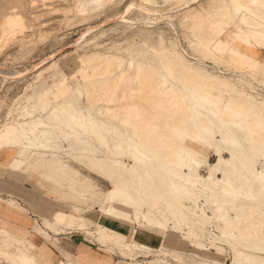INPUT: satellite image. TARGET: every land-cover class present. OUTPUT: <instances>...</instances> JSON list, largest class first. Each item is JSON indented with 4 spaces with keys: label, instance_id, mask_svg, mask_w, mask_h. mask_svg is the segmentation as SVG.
<instances>
[{
    "label": "rangeland",
    "instance_id": "1",
    "mask_svg": "<svg viewBox=\"0 0 264 264\" xmlns=\"http://www.w3.org/2000/svg\"><path fill=\"white\" fill-rule=\"evenodd\" d=\"M229 42H231L230 45ZM170 56L176 57V60L174 59L171 62L173 58H170ZM263 61L264 0H0V153L5 155L3 161H7L6 163H2L0 168L14 171L17 167L12 166V163H15V161H23L29 155L30 158L36 157L34 153L38 151L37 148L39 147H37L38 142L34 138L43 128L42 126H34L36 125V120L43 119L46 121L47 115L52 111H59L62 114V106L68 102L71 104V107L79 109L84 115L89 114L92 122L102 120L110 123L108 126L118 125L121 127L119 123L121 118V120H132L135 117L134 114H136L138 117L134 118L136 120H134V123L143 124V127L139 126L140 128H138L135 126V128L132 126L134 129L132 127H130L131 129L123 127L129 134H132L133 130L143 129L137 131L143 137V142L151 144L154 150L160 149L161 155H164L165 152L164 156L170 155L169 157L172 158L170 154L172 148L186 146L188 143L187 147L189 146L188 148H192L191 151H194L192 153L195 156V158H192V160L194 159L193 162L186 156L185 160L183 158V161H180V165L182 166L174 165L173 168L177 167L181 169L184 174L189 173L191 169H196L197 173L203 178L201 181L206 183L203 190L197 187L200 189L189 192V195L194 194L196 198L188 195V198L180 202L184 213L181 210L177 219L173 215L171 217V214L168 213V216L166 214L157 215L155 210H152L157 215L156 218H158V220L156 219V223L159 221L162 224L159 222V224H155V222L148 224L140 215H138V219H136L138 222H136L133 209L114 200L107 199L108 193H110L109 183L102 174L94 172L83 164L71 161L69 163L72 169L75 168L73 171L79 173H77V178L82 180L85 177L83 181L80 179H77L78 181L76 182L67 180L54 181L55 176V178L51 176L49 179V175L39 168H32L35 169L34 171L32 169L27 170L26 164L29 158L26 157V161L24 160L15 171L22 169L21 171L27 173L26 176H37L40 180L46 181L49 186H56V188L64 191V209L57 210L53 219L46 220L47 222L40 224L42 228L36 227L35 231L34 227L36 224L33 227L34 232L56 247L61 255L56 258L55 262L50 258L41 260L37 253H35L36 245L31 238L13 235L0 225V254L4 261L2 264H22L15 262L13 259V256L18 254H26L27 258L33 260H31L33 264H100L96 261L86 262L78 256L76 242L64 240L62 242L63 246L60 243L58 244L57 238L51 235V231L55 233L73 231L76 236H81L94 257L106 258L105 262L101 264H137V262L139 264H230L233 260V249L237 247L236 241L240 240V236L242 238V234L247 232L246 234L248 235L246 236L252 237L264 233V229L261 230L258 226H251L255 221L256 223L261 222L263 217L247 216L248 219L245 218L246 214L238 209L242 204L238 203L240 198L234 204V210H226L224 211L225 215L219 216L217 199L221 195L218 192L213 193L212 187L214 185L210 181H215L218 177H222L223 172H215V178L213 179L204 178H207L211 165L215 164L218 160V154L215 152L218 146L221 148V155L224 157V160H230L231 155L223 148L224 145L221 142L220 133L229 134L230 131L236 130L238 127L242 128L244 126L242 130H248V133L245 132L246 135L244 134L245 138L250 136L255 142L253 143L256 150L255 154L257 155L254 163L255 169L260 170L264 166ZM117 62L122 63L124 71H128V69L132 71L135 66H138L142 71L153 70L155 73L161 75L169 73L171 80H169L168 85L178 86L180 84V87H178L182 90L181 94H183L184 90L190 89V92L199 97L194 100L191 107L187 101L184 102L180 99L179 101L183 102H179V107L174 108L173 106L172 109L170 102L172 101V97L176 96L177 93L174 95L173 93H169L171 92L169 86L164 88L165 90L162 95L161 93L159 94L158 90H152L159 86L163 87L158 84L160 83L159 81L156 82L157 84H153V87L150 89V91H153V95L142 85L136 90L138 95H130L128 91L130 89L129 86L127 87L122 81L120 83V78L113 72L112 67ZM177 63H180L178 64L179 66H177ZM170 64H172L173 68ZM182 64H187L186 66H188L186 69H183V72H181ZM192 66L198 67L196 68L197 70ZM170 69L174 73H171ZM177 69L181 71L178 72ZM191 72L193 75H198V77L197 75H192L193 80H197L198 83L197 81H189L190 78L186 79L191 76ZM175 73L179 74L175 75ZM107 77H110L112 82ZM180 77L182 81L179 80ZM206 77H209L210 82L208 79H205ZM184 78L192 84L187 83ZM218 79L219 82L221 81L222 83L224 81L225 84L217 83ZM206 81L210 84H207ZM214 84L217 86L222 85V87L219 86L222 89L216 88ZM181 85L183 86L181 87ZM195 86L197 88H194ZM99 87L101 88L100 90H98ZM63 89L65 93L62 92ZM104 90H109V92L107 91L109 95ZM140 90L142 91L139 94ZM231 93L235 94V99L230 96ZM99 94L101 95L99 96ZM102 94L106 97H102ZM141 95L151 100H147L146 102V98H143L142 102L140 99ZM178 95H180V92ZM200 96H204L205 99L208 98L213 103L204 102ZM162 100L164 101L163 103ZM232 100L236 101L232 102ZM144 101L146 104H144ZM200 101L204 103V106ZM237 102L238 104H236ZM41 103L47 104V107L43 109ZM184 104H188V106ZM181 105L184 107V111H182L183 107ZM200 105L202 109L207 111L210 108V110L206 116L197 115L194 118V123L198 125V119H200L199 124L202 122L206 124L204 121L207 118L214 119L215 123L207 122L206 124L213 131L212 136L209 138L210 143L208 142L210 149L198 147L196 142L191 143L192 145L190 144V146L189 141L185 139L184 135L182 136V134L167 130L169 129L167 124L170 122V119L172 120L171 123H178V126L184 128L189 119L191 120L193 110L199 108ZM179 108L180 111L176 110ZM211 108L213 109L211 110ZM132 110H134L133 113L130 112ZM173 110L175 111L174 113ZM103 111H111V113L107 114L106 112L103 113ZM169 113H172V115ZM105 114L108 115V118L107 115L105 118ZM62 115H66V112H63ZM156 115L158 117L159 115L163 116L158 119ZM167 116L169 117L168 120ZM180 116L184 117L181 118ZM156 117L158 120H156ZM203 117L206 118L203 119ZM178 119L180 120L178 121ZM152 120L156 121L154 122L156 126L160 124L162 128L160 129L158 126L155 128L156 126ZM163 120L166 122H163ZM159 121L164 124L162 125ZM180 121L181 123H179ZM227 122L229 124L232 123L234 127L223 129V125L228 124ZM164 125L166 126L164 127ZM108 126L107 128L111 130V127L109 128ZM194 126L195 124H189V132H194ZM249 127L251 128L250 130ZM30 129L32 131L35 129L34 135ZM54 129L51 135H47L49 141L51 143L56 142L64 154L71 152L72 150L67 141L70 140L72 142L74 140L73 136H68L65 139V134L61 135L59 127ZM93 129H89L88 127V131L92 135L91 138L93 137V140H97H95L96 142L94 141L95 146L100 145L103 147H101L103 152H109L108 147L102 143V137L98 135L101 131L98 132L96 129ZM163 129H166L167 133L163 134L165 132ZM151 130L153 131L151 132ZM97 132L98 134L95 135ZM172 134H175L177 138ZM58 135H61L62 141L59 138L57 139ZM244 136L241 137L243 139L240 138L239 140L243 142ZM154 137H157L155 138L156 141ZM170 138H173V141ZM160 139L168 141L166 143L165 141L162 142L163 140L160 142ZM128 143L126 144V148L133 145L132 140L128 141ZM32 144H37V146H32ZM176 144L177 146H175ZM201 145L207 146L202 143ZM21 146H26V148L22 151V156L18 154L17 157V149ZM136 151L132 154V150L130 149L126 153L128 156L121 155L120 157H122L126 164L130 165L133 162V159H129L130 157L136 156V154L138 157H142ZM64 156L66 155H63V159ZM151 157L149 159L155 163V160ZM186 161L188 162V166ZM225 164L223 165L228 169L229 165ZM225 166L223 167L227 170ZM87 180L88 183L90 182L89 184L97 188L95 187L86 191H83L82 188L80 189V186L83 187L87 183ZM56 182L59 183L57 184ZM82 182L85 183L82 184ZM232 182L235 185L240 183L239 181ZM73 183L78 186H74ZM68 185L70 187L73 186L70 188ZM215 186L218 187L219 185L217 186L216 184ZM231 198H226V200H231ZM192 199H195V202ZM227 201L224 203L227 204ZM10 203L15 205L14 200H10ZM17 205L20 209L23 208L21 205ZM183 206H186L185 209ZM108 207L129 213L130 216H128L131 219L121 218L113 214L109 211ZM142 208L143 212H147L149 205L147 207L144 205ZM185 210L186 212L188 211L187 214H185ZM262 210L264 211V208ZM241 213L243 214L242 216ZM186 215L192 219L190 220ZM180 216H185V220L190 225L184 226L180 222L182 225L179 226L177 220L178 222L179 220L181 221ZM111 219L121 224L130 225L134 233L140 230L141 232L151 234V236L157 239L154 242H159L158 245L150 246L137 240L136 236L134 237V233L130 232L127 234L121 232L127 236L129 241L125 239L126 241L132 244L136 243V246L131 248L129 246L131 252L126 247L121 250V248H124L122 245L119 247V243H114L115 241L112 238L104 237L99 230V226L110 228L104 225V223L110 222ZM196 222H198L197 227H195ZM194 229H197L195 230L196 232ZM193 233L194 236L192 235ZM194 238L199 240V242L195 241ZM141 244L144 247H139ZM194 244H198L200 247H196ZM43 248L45 251H49L47 247L43 246ZM175 254H179V257L182 256V259L177 258ZM261 259H259L258 263L248 259L249 261L247 260L245 264H262L260 262Z\"/></svg>",
    "mask_w": 264,
    "mask_h": 264
},
{
    "label": "bare ground",
    "instance_id": "2",
    "mask_svg": "<svg viewBox=\"0 0 264 264\" xmlns=\"http://www.w3.org/2000/svg\"><path fill=\"white\" fill-rule=\"evenodd\" d=\"M207 26V25H206ZM213 30V29H212ZM203 31V30H202ZM213 32V31H211ZM206 34V33H205ZM230 37V36H229ZM228 43V42H227ZM222 44V43H221ZM225 46H226V42L224 43ZM231 44V42H229V45ZM217 45V44H216ZM248 45V44H247ZM215 46V45H214ZM216 47V46H215ZM229 47V46H228ZM237 47V46H236ZM218 48V46H217ZM225 48V47H224ZM228 49V48H227ZM220 51V50H219ZM172 56H170L171 58ZM173 59L171 60V62L175 59L176 60V57H172ZM238 59V58H237ZM241 59H243L241 57ZM179 60V59H177ZM181 60V59H180ZM110 61V60H109ZM117 61V60H116ZM106 62V61H105ZM133 62V61H132ZM177 62V61H176ZM241 62V61H240ZM182 63V62H180ZM180 63H177V66H179L178 64ZM176 64V63H175ZM174 64V65H175ZM184 64V63H183ZM181 66V70H178L183 72L184 70L183 69H186L188 66L186 65H183ZM93 65V64H92ZM112 65V63H111ZM132 65V64H131ZM172 66V64H170ZM169 65V66H170ZM263 65H264V61H263ZM129 66V65H128ZM134 66V65H133ZM148 66V65H147ZM170 66V68H171ZM176 66V65H175ZM176 66V67H177ZM243 66V65H242ZM122 63H118L117 64L115 63L113 65V72L114 74L116 73V75H118L117 77L120 78L119 82L122 81L124 84H126V86L128 87L129 86V94L130 95H135L138 93L136 92L137 88L139 86H144L146 89H148L150 93H152L153 95V91L152 90H158L159 91V94L164 92V88L166 87H170V90L171 92H168L169 93H173L176 94V96H171L172 97V101L170 99H167L170 100L171 104L170 106L172 105V109H173V106L174 108L177 106L179 107V100H183L184 102L187 101L191 107V105L193 104L194 100L199 97L198 95L196 96L194 93L190 92L188 89L187 91H183V94H181L182 90L179 89L178 86H171L168 85V82L169 80H171V77L169 76V73L168 74H158V73H155V71L153 70H149V71H142L141 69L138 68V66L135 68H133L132 71H130L128 69V71H124L122 68ZM127 67V66H126ZM191 67V66H190ZM189 67V68H190ZM193 67V66H192ZM169 68V67H168ZM173 68V66H172ZM171 68V69H172ZM175 68V67H174ZM188 68V69H189ZM195 68V66L193 67ZM198 68V67H196ZM195 68V69H196ZM127 69V68H126ZM170 69V70H171ZM176 69V68H175ZM187 69V70H188ZM192 69V68H191ZM123 70V71H122ZM173 70V69H172ZM171 70V73H174L172 72ZM194 70V69H193ZM192 70V71H193ZM197 70V69H196ZM191 71V70H189ZM200 71V70H199ZM198 71V72H199ZM177 72V71H176ZM186 72V71H185ZM201 72V71H200ZM187 73V72H186ZM190 73V72H188ZM196 73V72H194ZM176 74H179V73H175ZM201 74V73H200ZM203 74V72H202ZM201 74V75H202ZM115 75V76H116ZM120 75V76H119ZM173 75V74H172ZM171 75V76H172ZM174 75V76H175ZM184 75V74H183ZM182 75V76H183ZM187 75V74H186ZM192 72H191V76L185 78L186 79H189V81L191 80L196 82L195 80H193V77H192ZM197 75V74H196ZM196 75H193V76H196ZM200 75V76H201ZM204 75V74H203ZM108 76V75H107ZM110 76V74H109ZM114 76V75H113ZM112 76V77H113ZM177 77V76H176ZM198 77V75H197ZM195 77V78H197ZM202 77V76H201ZM214 77V76H213ZM106 78V77H105ZM110 78V77H107V79ZM118 78V79H119ZM179 78V77H178ZM183 78V77H182ZM184 78V79H185ZM209 77H206L205 79H208ZM217 78V77H216ZM106 79V80H107ZM116 79V77H115ZM175 79V78H174ZM185 79V80H186ZM199 79V78H198ZM203 79V77H202ZM201 79V80H202ZM215 79V78H214ZM178 80V79H176ZM181 80V77L180 79ZM178 80V81H179ZM210 79H208L209 81ZM213 80V79H212ZM109 81V80H108ZM110 81L112 82V79L110 78ZM114 81V80H113ZM157 81H159L160 85H162L163 87L161 88L160 86L159 87H156L154 89H152L150 91V89L153 87V84H155ZM182 81V80H181ZM184 81V80H183ZM187 81V80H186ZM187 81V83H191ZM200 81V80H199ZM100 82V81H99ZM110 82V83H111ZM117 82V81H116ZM115 82V83H116ZM120 82V83H122ZM207 82V81H206ZM210 82V81H209ZM214 83H216L215 81H213ZM211 82V83H213ZM101 83V82H100ZM185 83V82H183ZM198 83V81H197ZM201 83V81H200ZM219 84H222L224 83V81H221L219 82V79H218V82ZM157 84V83H156ZM192 84V83H191ZM196 84V83H195ZM207 84H210L207 82ZM225 84V83H224ZM101 85V84H100ZM184 85V84H183ZM181 85V87L183 86ZM186 85V84H185ZM194 85V83H193ZM204 85V84H203ZM206 85V83H205ZM216 86V88L218 87V89L220 87H222V85H219L217 86L216 84H214ZM106 86V85H105ZM108 86V85H107ZM158 86V85H157ZM187 86V85H186ZM225 86V85H224ZM126 87V88H127ZM188 87V86H187ZM191 87V86H190ZM201 87V86H199ZM205 88V86H203ZM98 88V87H97ZM103 88V86H102ZM125 88V86H124ZM186 88V87H185ZM193 89V87H191ZM194 88H197L196 86ZM203 88V89H204ZM207 88V87H206ZM209 88V87H208ZM213 88V87H212ZM211 88V89H212ZM224 88V87H223ZM101 88L99 87L98 90H100ZM111 89V88H110ZM144 89V88H143ZM169 89V88H168ZM184 89V88H183ZM200 89V88H199ZM222 89V88H220ZM67 90V89H65ZM167 90V89H166ZM61 91V90H60ZM59 91V92H60ZM102 91V90H101ZM105 93H107V91L109 92V90H104ZM126 91V90H125ZM142 90L139 91V94L141 93ZM146 91V90H145ZM162 91V92H160ZM64 89H63V91ZM95 92V91H94ZM99 92V91H97ZM127 92V91H126ZM147 92V91H146ZM156 92V91H155ZM180 92V95H178ZM61 93V92H60ZM101 93V92H99ZM104 94V92H102ZM145 93V92H144ZM149 93V95H150ZM58 94V93H57ZM102 94V97H106V96H103ZM108 94V93H107ZM106 94V95H107ZM128 94V92H127ZM143 94V93H142ZM147 94V93H146ZM157 94V92H156ZM165 94V93H164ZM66 95V94H65ZM101 94H99L100 96ZM109 95V94H108ZM148 95V94H147ZM168 95V94H167ZM170 95V94H169ZM140 96V95H139ZM138 96V97H139ZM144 96V95H143ZM142 95L140 97L141 101L142 99L144 98ZM230 96L235 99V94L231 93ZM100 97V98H102ZM148 97V96H147ZM150 97V96H149ZM152 97V96H151ZM155 97V95H154ZM161 97V96H159ZM99 98V99H100ZM109 98V97H108ZM146 98V96H145ZM144 98V99H145ZM156 98V97H155ZM166 98V97H165ZM200 98L204 101V102H210L209 99H205V97L203 96H200ZM103 99V98H102ZM110 99V98H109ZM149 98H146V102ZM153 99V98H152ZM157 99V98H156ZM160 99V98H159ZM231 99V98H230ZM108 100V99H107ZM105 100V101H107ZM151 100V99H150ZM148 100V101H150ZM208 100V101H207ZM237 100V99H236ZM235 100V101H236ZM167 101V100H166ZM182 101V102H183ZM234 100H232V102H235ZM238 101V100H237ZM143 102V101H142ZM146 102L144 101V104H146ZM164 101L162 100V103ZM169 102V101H167ZM180 102V103H182ZM197 102V101H196ZM201 102V101H200ZM199 102V103H200ZM141 103V102H140ZM150 103V102H149ZM210 103H213V102H210ZM179 104V105H178ZM201 104L203 105L204 103L201 102ZM238 104V102L236 103ZM240 104V103H239ZM143 105V103H142ZM166 105V103H165ZM164 105V106H165ZM184 105H187L188 104H184ZM41 106L43 109H45V107H47V104H42L41 103ZM182 106V105H181ZM204 106V105H203ZM213 106V104H212ZM130 107V106H129ZM128 107V109H129ZM143 107V106H142ZM169 107V105H168ZM183 107V106H182ZM125 108V107H123ZM121 108V109H123ZM139 108V107H138ZM149 108H151L149 106ZM186 108V107H185ZM55 109V108H54ZM58 109V108H57ZM110 109V108H109ZM134 109V107H133ZM142 109V108H140ZM170 109V108H169ZM188 109V108H187ZM213 108H211L212 110ZM59 110V109H58ZM147 110V108H146ZM150 110V109H149ZM176 110H179L180 111V108L179 109H176ZM184 107H183V110L184 111ZM210 110V108H209ZM209 110H204L202 109V106L200 105L199 108H196L195 110H193L192 114L193 116L191 117V120L189 119V122H187V125L183 127H180L178 126L175 122L171 123L172 120L170 119V122H168V127L169 129H167L169 132L170 131H173L175 133H178V134H182V136L184 135L185 136V139H187L189 141V145L193 142H196L197 143V146L198 147H201L203 149H210V140L209 138L212 136V128L210 127H207L209 125L206 126L207 122H211V123H214V119L212 118H207L206 121V124L203 123H200V119L199 122H198V125L196 123H194L195 121V117L197 115H202V116H206L208 114V111ZM51 111V110H50ZM62 111L63 112H66V115H62L61 112H55V111H52L51 113H49L47 115V120L44 121L43 119H37L36 120V127H39V126H42L43 128L39 131L38 134L36 135H39V136H36L35 135V138L34 140H37L38 142V146L37 144H32V146H37L39 148L38 151H36L34 154L36 155V157L34 158H30L29 156H26L29 158V160L27 161V164H26V169L29 170V169H32V168H39L41 171L45 172L47 175H49V179L51 176H55L54 178V181H61V180H67V181H78L80 178H77V175L79 174L78 172L76 171H73L75 168L72 169L71 167V164L69 162H74V163H79V164H83L84 166H87L89 167L91 170H93L94 172H97L99 174H102L107 180H108V183H109V189H110V193H108V198L107 199H110V200H114L115 202L119 203V204H122L126 207H129L131 209H133V212H134V215H135V221L136 219H138V215H140L143 219H145L147 221L148 224H152L155 222L156 223V219L158 220V218H156L157 215H164L167 213L168 214H171V217L174 216V218L177 219V216L178 214L180 213V211L182 210L183 212V209H182V205H181V201L185 198H188L190 195L194 196V194H190L189 195V192H192L193 190H196V189H200V190H203L204 186L206 185V183H203V178L197 173L196 169H191L189 171V173L187 174H184L182 172L181 169H178L177 167L176 168H173V166H182L180 165V161L183 159L185 160L186 156H188L191 161L193 162L192 158H195V156L192 155V153L194 151H191V149H189L187 147V144L186 146H179L178 148L174 147L172 148L171 150V147L174 146L172 145L170 147V150H171V157L170 158L168 156H164L165 155V152H164V155H161V152L159 151L160 149H157V150H154L153 149V146L151 144H148L146 142H143L142 140V136H140L138 134V130L139 129H136L137 131H134V127L137 126L138 128L140 127H143V124H136L134 123L136 120L134 119L135 117H138L136 116V114H134L135 117H133V119H125V120H119V123L121 124V127H119L118 125H110L108 126V124L110 123H106L102 120H96V121H93L92 122V118L90 119V115H84V113H82L79 109L75 108V107H71V104L70 103H65L63 106H62ZM116 111V110H115ZM123 111V110H122ZM121 111V113H122ZM126 111V110H125ZM124 111V113H126ZM134 110L130 111L133 113ZM154 111V110H153ZM164 111H165V108H164ZM178 111V112H179ZM187 111V110H186ZM192 111V110H191ZM106 112V111H105ZM103 111V113H105ZM128 112V111H127ZM148 112V111H147ZM150 112V111H149ZM172 112V111H171ZM175 111L173 110V113ZM107 114L108 113H111V111H107L106 112ZM112 113H113V109H112ZM118 113V112H117ZM120 113V114H121ZM130 113V114H132ZM135 113V112H134ZM137 113V112H136ZM87 114V113H86ZM105 114V118H106V115ZM116 114V112H115ZM113 114V115H115ZM119 114V113H118ZM129 114V115H130ZM168 114V112H167ZM170 115H172V113H169ZM181 114V113H180ZM112 115V117H113ZM143 115V114H141ZM154 115V114H153ZM187 115V113H186ZM236 115V113H235ZM234 115V116H235ZM121 116V115H120ZM155 116V115H154ZM157 116V115H156ZM163 116V115H162ZM161 115H159V117L162 118ZM176 116V115H175ZM173 116V117H175ZM185 116V115H184ZM182 116V117H184ZM216 116V115H215ZM214 116V117H215ZM93 117V116H92ZM103 117V116H102ZM111 117V119H112ZM124 117V115H123ZM132 117V116H131ZM158 117V116H157ZM156 117V120L157 119ZM168 117V116H167ZM178 117V116H177ZM181 117V116H180ZM181 117V118H182ZM189 117V116H188ZM201 117V116H200ZM199 117V118H200ZM208 117V116H207ZM107 118H108V115H107ZM127 118V116H126ZM149 118V116H148ZM155 118V117H154ZM186 118V116H185ZM183 118V119H185ZM206 118V117H203V119ZM97 119V118H96ZM169 119V117L167 118V120ZM174 119V118H173ZM233 119V118H232ZM230 119V120H232ZM94 120V119H93ZM104 120V119H103ZM135 120V121H134ZM150 120V118H149ZM154 120V119H153ZM152 120V121H153ZM161 120V119H160ZM180 119H178L179 121ZM186 120V119H185ZM234 120V119H233ZM106 121V120H105ZM117 121V120H116ZM138 121H139V118H138ZM144 121V120H143ZM141 121V122H143ZM148 121V120H147ZM162 121V120H161ZM174 121V120H173ZM177 121V122H178ZM236 121V120H235ZM113 122V121H112ZM154 122L156 121H153V124ZM160 122V121H159ZM163 122H166L163 120ZM185 122V121H184ZM145 123V122H143ZM161 123V122H160ZM169 123H171L169 125ZM175 123V124H174ZM181 123V121L179 122ZM183 123V121H182ZM186 123V122H185ZM228 123V122H227ZM34 124V123H33ZM32 124V126H33ZM113 124V123H112ZM118 124V123H117ZM159 124V123H158ZM162 124V123H161ZM164 124V123H163ZM162 124V125H163ZM189 124H195V128H194V132H189ZM215 124V123H214ZM235 124V123H234ZM152 125V124H151ZM155 125V124H154ZM154 125H152L153 127H155ZM182 125V124H181ZM184 125V123H183ZM247 125V124H245ZM107 126L111 129L109 130L107 128ZM132 127L133 131L131 132L132 134H129V132H127V130L123 127ZM140 126V127H139ZM158 126V125H157ZM157 126L155 128H157ZM166 125H164L165 127ZM213 126V125H212ZM249 126V125H248ZM56 127H59L60 128V131H61V135L65 134L64 135V138L67 139L68 136H73L74 140L71 142L67 141L69 143V147L71 148V152H68L66 154L63 153V150L61 151L60 147L58 144H56V142L54 143H51L49 141V135L52 134V132L55 130L54 128ZM88 127L89 129H96L98 132L95 134V135H99L100 137H102V143L105 144L106 147H108L109 149V152H103V150L101 149L102 146L98 145V146H95V140H93L91 138L92 135H90L91 133L88 131ZM145 127V125H144ZM148 124H147V128H148ZM151 127V126H150ZM160 129L162 128V126L160 127V124L158 126ZM163 127V128H164ZM226 127H234V125L232 123H228V124H225V126L223 125V129L226 128ZM247 127V126H246ZM127 128V129H128ZM136 128V127H135ZM222 128V127H221ZM244 128V126L242 127ZM241 127H238L236 130H232L230 131V133H220V136H221V142L223 143L224 145V149L227 150L229 153H230V160H227L225 161L224 160V157L221 155L222 151H221V148L218 146L216 149H215V152L218 154V160L215 164L211 165L210 167V171L208 173V176L207 178H204V179H213L215 178L214 177V174L215 172H223V176L222 177H218L217 180L215 179V181H210L211 184H213L214 186L212 187V191L213 193H217L221 195V197H219L217 199V204L219 205V207L217 209H219V216H223L225 215V212L226 210H230V209H233L235 208V203L237 200H239L240 198V201H238V203H242L241 206L238 208L240 211H242V213H245L246 216L245 218H247V216H255V217H263V220L261 222H257L256 221L254 223L251 224L252 227H256L258 226L259 229L263 230L264 229V211L262 210L264 208V166L261 167L260 170H256L255 169V159H256V150L254 149V144L255 143L250 137V136H246L247 138H245L244 134L245 132L248 133L247 131H244L245 129L242 130ZM36 129V128H35ZM35 129H30L32 132H33V135H34V131ZM93 129V130H94ZM131 129V128H130ZM152 129V128H151ZM154 129V128H153ZM164 130L165 132L164 133H167L166 131L167 130ZM171 129V130H170ZM220 129V128H219ZM251 128L249 127V130ZM129 130V129H128ZM143 130V129H141ZM139 130V131H141ZM146 130V129H145ZM150 130V129H149ZM37 131V130H36ZM131 131V130H130ZM153 130H151L152 132ZM221 131H223L221 129ZM144 132V131H143ZM162 132V131H161ZM229 132V131H228ZM140 133V132H139ZM146 133V132H145ZM148 133V132H147ZM157 133V131H156ZM155 133V134H156ZM94 134V133H92ZM144 134V133H143ZM48 135V136H47ZM61 135L57 137V139L59 138V140L62 141L63 138H61ZM153 135V134H152ZM173 136L175 134H172ZM246 135V134H245ZM157 136V135H156ZM164 136V135H163ZM171 136V134H170ZM181 136V135H180ZM244 136V140L243 142L240 141L239 139ZM56 137V135H55ZM63 137V136H62ZM95 137V136H94ZM99 137V138H100ZM151 137V136H150ZM153 137V136H152ZM160 137V136H159ZM162 137V136H161ZM165 137V136H164ZM168 137H169V133H168ZM168 137H166V139H168ZM176 137V135H175ZM52 138V136H51ZM54 138V137H53ZM155 138L157 137H154V140ZM177 138V137H176ZM184 138V137H183ZM255 138V137H254ZM145 139V138H144ZM148 139V137H147ZM146 139V140H147ZM165 139V140H166ZM171 139V138H170ZM173 139V138H172ZM171 139V140H172ZM175 139V138H174ZM243 139V138H241ZM130 140L133 141V145L131 147H128L126 148V144L128 143V141L130 142ZM153 140V139H152ZM163 140V141H162ZM160 139V142H164L165 140L164 139ZM181 140V138H180ZM95 141V142H94ZM156 141V140H155ZM159 141V140H157ZM168 141V140H167ZM165 141V143L167 142ZM173 141V140H172ZM175 141V140H174ZM185 141V140H184ZM187 141V142H188ZM64 142V140H63ZM66 142V141H65ZM209 142V143H208ZM260 142V141H259ZM257 142V143H259ZM99 143V142H98ZM101 143V142H100ZM99 143V144H100ZM101 143V144H102ZM132 143V142H131ZM130 143V144H131ZM177 143V142H176ZM186 143V142H185ZM204 144V145H207V146H202L201 145ZM256 143V144H257ZM262 143V142H261ZM129 145V143H128ZM192 145V144H191ZM190 145V146H191ZM212 145V144H211ZM261 145V144H260ZM31 146V145H30ZM29 146V147H30ZM177 146V144L175 145ZM263 147V146H262ZM261 147V148H262ZM26 148V146H21L17 149V157H18V154H20V156H22V151ZM103 148V147H102ZM159 148V147H158ZM165 148V147H164ZM257 149V147H255ZM105 149V148H104ZM106 149V150H108ZM120 149V150H119ZM132 150V154L136 152H138V154H141L142 157H138L137 154L136 156H132L130 157L129 159H133V162L128 165L125 163V161L122 159V157H120L121 155H127L126 153H128V150ZM167 149V147H166ZM127 150V151H126ZM165 151V149H163ZM162 150V151H163ZM200 150V149H199ZM214 150V149H213ZM27 151V150H26ZM76 151V152H74ZM118 151V152H117ZM140 151V152H139ZM169 151V150H168ZM201 151V150H200ZM33 152V150H32ZM78 152V153H77ZM170 152V151H169ZM215 153V154H216ZM33 154V155H34ZM163 154V153H162ZM27 155V154H26ZM32 155V153H31ZM63 155H66L64 156V159H63ZM167 155V154H166ZM128 156V155H127ZM126 156V157H127ZM148 156H152L151 158H153L154 162L153 163L151 161V159H149L150 157ZM164 156V157H163ZM16 157V158H17ZM24 158L23 161L27 158ZM125 157V156H124ZM14 158V157H13ZM15 158V159H16ZM22 158V157H20ZM128 158V157H127ZM18 159V158H17ZM188 159V158H187ZM13 160V159H12ZM182 160V161H183ZM22 160L20 161H15V163H12V166L14 167H19L22 162ZM26 161V160H25ZM188 161V160H187ZM186 161L187 163V166H188V162ZM185 162V161H184ZM196 162V161H195ZM257 162V160H256ZM185 163V164H186ZM227 163L229 166H228V169L226 168V164ZM183 164V163H182ZM184 164V165H185ZM225 164V165H223ZM261 164V163H260ZM263 164V163H262ZM183 165V166H184ZM227 169L225 170L224 167ZM194 167V166H193ZM11 168V167H10ZM16 168V169H17ZM15 169V170H16ZM25 169V168H24ZM35 169H32L33 171ZM87 169V168H86ZM22 170V169H21ZM31 170V171H32ZM78 171V170H77ZM36 172L38 173V171L36 170ZM78 173V174H77ZM40 176V175H39ZM52 177V178H53ZM42 178V177H41ZM85 178V177H84ZM83 178V179H84ZM103 178V179H105ZM78 179V180H77ZM83 179L81 181H83ZM52 180V179H51ZM90 180V178H89ZM91 181V180H90ZM207 181V180H206ZM232 181H239L237 184L238 185H235ZM52 182V181H51ZM87 183L83 185V187H81L80 185V189L82 188L83 191H86L88 189H92V188H95L93 187L92 184H89L88 183V180L86 181ZM107 182V181H106ZM205 182V181H204ZM209 182V181H208ZM209 182V183H210ZM235 182V183H236ZM55 184V182H53ZM57 183V182H56ZM59 183V182H58ZM57 183V184H58ZM85 183V182H82V184ZM93 183V182H91ZM95 183V182H94ZM107 183V184H108ZM80 184V183H79ZM96 184V183H95ZM217 184L218 187H216L215 185ZM60 185V184H59ZM74 185V183H73ZM72 185V186H73ZM52 186V185H51ZM69 186V185H68ZM71 186V187H72ZM74 186H78V185H74ZM56 187V186H55ZM67 187V186H66ZM70 187V186H69ZM70 187V188H71ZM99 187V186H98ZM197 187H200V188H197ZM97 188V187H96ZM79 189V190H80ZM209 189V188H208ZM211 189V188H210ZM79 192V191H78ZM92 192V191H91ZM194 192V191H193ZM96 193V192H95ZM94 193V194H95ZM196 193V191H195ZM189 195V196H188ZM191 197V196H190ZM192 197V198H194ZM229 198V197H232L231 200H226V198ZM196 198V197H195ZM194 202H195V199H192ZM226 201L228 202L227 204ZM185 202V201H184ZM225 202V203H224ZM116 203V204H117ZM237 203V204H238ZM225 204V205H223ZM236 204V206H237ZM146 205V207L149 205V209L147 210V212H143L142 211V207ZM184 205V204H183ZM239 205V204H238ZM224 206V207H223ZM186 206H183V208L185 209ZM109 208V207H108ZM191 209H192V206H191ZM152 210H155V212L157 213L154 214L152 212ZM194 210V209H193ZM223 210V212H221ZM234 210V209H233ZM236 210H237V207H236ZM109 211H111L113 214H116L117 216L121 217V218H129L130 214L127 213V212H121L119 211L118 209L116 208H109ZM188 212V211H187ZM186 210H185V214H187ZM184 213V212H183ZM241 213V216L243 215ZM112 214V215H113ZM133 214V213H132ZM183 214V215H185ZM110 215V213H109ZM129 215V216H128ZM173 215V216H172ZM180 215V214H179ZM189 215V214H188ZM187 216V218H189ZM191 215V213H190ZM200 215V214H199ZM240 215V214H239ZM106 216V215H105ZM115 216V215H114ZM168 216V215H167ZM181 217V216H180ZM194 217V216H193ZM202 217V216H201ZM253 217V218H255ZM173 218V219H174ZM196 218V217H195ZM221 218V217H220ZM131 219V218H129ZM175 219V220H176ZM190 220L192 218H189ZM248 219V218H247ZM140 220V219H139ZM195 220V219H194ZM246 220V219H245ZM130 221V220H129ZM254 221V220H253ZM252 221V222H253ZM133 222V221H132ZM138 222V220L136 221ZM136 222H134L136 224ZM145 222V221H144ZM184 224V226H189L190 223L188 221L185 220V216L181 217V221L177 220V223H179L178 225H182L181 223ZM192 222H194L192 220ZM229 222V221H228ZM250 222V221H249ZM161 223V222H159ZM158 223V224H159ZM198 222H196V225L195 227H197V224ZM232 223V221H231ZM257 225H256V224ZM154 224V225H155ZM162 224V223H161ZM233 224V223H232ZM137 225V224H136ZM153 225V226H154ZM194 225V223H193ZM249 225V224H248ZM247 225V226H248ZM230 227V226H229ZM228 227V228H229ZM99 230L101 231V234L104 236V237H107V238H112L115 242L114 243H119L121 247V245L124 247V248H121L122 249H125V247L127 249H129V252H131V247L133 246H136V243L132 244L131 242H128L129 240L127 239V236L123 235L122 233H119L113 229H110V228H105L103 226H99ZM190 228V227H189ZM231 228V227H230ZM250 228V227H249ZM248 228V229H249ZM179 229V228H178ZM198 229V228H197ZM197 229H194L197 230ZM245 229V227H244ZM247 229V230H248ZM251 229V228H250ZM98 230V231H99ZM193 230V229H192ZM191 230V231H192ZM189 231V232H191ZM201 231V230H200ZM188 232V234H189ZM196 232V231H195ZM247 233V232H246ZM242 234V238L240 236V240L236 241V244H237V247H235L233 249V260L230 264H245L247 262L248 259H251V261L253 262H259V259H261L263 261V258H264V233L262 235H255V236H246L248 234ZM248 233H249V230H248ZM100 234V233H99ZM199 234V233H198ZM190 235V234H189ZM194 236V233L192 234ZM197 236V235H196ZM199 237V236H198ZM130 238V237H129ZM236 238V237H235ZM101 239V237H100ZM120 239H122V241H120ZM128 241H126V240ZM195 239V238H194ZM238 239V237H237ZM102 240V239H101ZM195 241H198L199 240H196ZM193 243V241H192ZM201 243V242H200ZM130 246V248H129ZM194 246L196 247H200L198 244H194ZM139 247H144L142 244L139 245ZM21 248V247H20ZM25 248V247H24ZM146 249V248H145ZM145 251V250H144ZM148 251V250H147ZM122 252V251H121ZM7 253V252H6ZM14 253V252H13ZM176 253V252H175ZM177 254V253H176ZM175 256L177 258H180V260L182 259V256L179 257L178 255ZM26 254H18V255H14L13 256V259L15 262H18V263H22V264H33L32 261L27 258L25 256ZM260 260V262L262 264H264V261L262 262ZM249 261V260H248ZM250 261V263H251ZM81 263V262H80ZM255 263V264H257ZM83 264V263H82ZM137 264H139L137 262Z\"/></svg>",
    "mask_w": 264,
    "mask_h": 264
},
{
    "label": "crops",
    "instance_id": "3",
    "mask_svg": "<svg viewBox=\"0 0 264 264\" xmlns=\"http://www.w3.org/2000/svg\"><path fill=\"white\" fill-rule=\"evenodd\" d=\"M5 155L0 153V165L6 163L3 161ZM26 172L17 170L10 171L0 168V225L6 228L10 233L18 237L26 236L31 238L35 243V253L39 259L44 260L50 258L55 262L56 258L61 254L52 244H49L43 237L34 232L33 227H41L40 224L53 219L55 212L64 209V191L54 186H49L46 181L40 180L37 176H26ZM33 174V173H32ZM15 201V205L10 203ZM21 205L23 208L17 207ZM104 225L112 228L119 233H134L130 225L121 224L111 219ZM42 228V227H41ZM52 236L57 238V243L61 246L64 240L76 242V252L78 256L86 262H105L106 258L94 257L90 249L86 246L81 236L75 235L73 231H63L55 233L50 232ZM142 233V235H140ZM137 240L149 244L150 246L158 245L159 242L149 233L140 230L134 233ZM47 247L49 251H45ZM88 249V250H87ZM3 258L0 254V264ZM178 263V262H176Z\"/></svg>",
    "mask_w": 264,
    "mask_h": 264
}]
</instances>
